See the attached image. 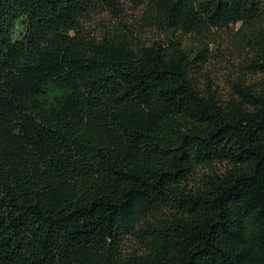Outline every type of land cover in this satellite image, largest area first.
<instances>
[{"label":"trees","instance_id":"trees-1","mask_svg":"<svg viewBox=\"0 0 264 264\" xmlns=\"http://www.w3.org/2000/svg\"><path fill=\"white\" fill-rule=\"evenodd\" d=\"M129 1L0 0V264H264V0Z\"/></svg>","mask_w":264,"mask_h":264},{"label":"rangeland","instance_id":"rangeland-1","mask_svg":"<svg viewBox=\"0 0 264 264\" xmlns=\"http://www.w3.org/2000/svg\"><path fill=\"white\" fill-rule=\"evenodd\" d=\"M117 4L118 7L123 10L124 17L133 21L138 18L140 11L136 9L129 0H117ZM118 24L119 19L111 12H107L100 17L94 16L91 21L86 24V27L92 31H99L111 29ZM235 30H237V27ZM221 35L217 38V43L211 45L214 47L215 53L219 54V61L222 59V62L217 63V65L214 66L215 68L213 67L214 72L212 73V79L215 83L223 86L227 77L231 75L232 69L237 65L238 60L236 59L235 52L232 50V44L229 45L227 41L222 40Z\"/></svg>","mask_w":264,"mask_h":264}]
</instances>
